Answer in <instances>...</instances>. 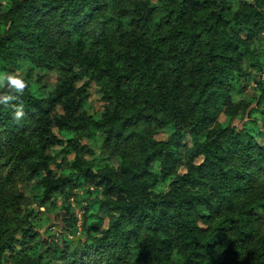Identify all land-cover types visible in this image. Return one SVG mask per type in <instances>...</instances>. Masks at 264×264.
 Segmentation results:
<instances>
[{"label": "trees", "instance_id": "trees-1", "mask_svg": "<svg viewBox=\"0 0 264 264\" xmlns=\"http://www.w3.org/2000/svg\"><path fill=\"white\" fill-rule=\"evenodd\" d=\"M263 35L264 0H6L0 70L58 79L23 77L20 120L0 105V264H264ZM95 135L117 169L85 159Z\"/></svg>", "mask_w": 264, "mask_h": 264}, {"label": "rangeland", "instance_id": "rangeland-1", "mask_svg": "<svg viewBox=\"0 0 264 264\" xmlns=\"http://www.w3.org/2000/svg\"><path fill=\"white\" fill-rule=\"evenodd\" d=\"M235 4V3H234ZM6 5V0H0V14L3 12ZM160 17V13L156 15V19ZM106 23V17H103L99 21V25L96 27H101ZM110 27V25H109ZM264 37V35H263ZM28 62L20 63L15 69H7V70H0V74H8V73H19L23 77L27 76V73L30 72L33 81V92L38 97L47 96L50 92H52L57 84L58 73L56 70H47L45 68H31ZM30 70V71H29ZM256 74V75H255ZM264 79V72H253L251 77L250 86L246 92V96L251 98L255 96V88H256V80ZM80 85H85L86 87V96L84 99V111L88 114L95 116L97 119H100L103 111L105 110L106 103L103 99L102 87L99 83L90 80L89 78H85L81 81ZM220 122H222L227 127H238L241 124L240 118L236 117H228L225 114L220 116ZM172 132L171 127L164 128L161 130L156 138L158 140L166 139ZM83 144L88 145L91 149V154H85V159L88 160L93 164L96 169H101L105 167H111L117 169L120 166L121 159L117 155L116 152L112 151L102 141L101 135H95L91 138H83ZM56 152L60 153L61 158H67L71 161L72 157L67 156L61 148L58 146L55 148ZM26 187V186H24ZM28 194H36L37 190L34 186V182L27 187ZM63 198H60V202H62ZM31 207H35V204L30 205ZM73 206L76 208L77 216H80L82 212V208H79L73 199ZM44 211L45 209H41ZM50 216L51 226L52 228V236L56 237L58 234L61 233L59 224L61 222L57 219V215L49 214L44 217V219H48Z\"/></svg>", "mask_w": 264, "mask_h": 264}, {"label": "clouds", "instance_id": "clouds-1", "mask_svg": "<svg viewBox=\"0 0 264 264\" xmlns=\"http://www.w3.org/2000/svg\"><path fill=\"white\" fill-rule=\"evenodd\" d=\"M5 87L8 92L0 94V105L14 109V119L20 120L25 115L24 104L20 97L28 85L19 73L0 74V89Z\"/></svg>", "mask_w": 264, "mask_h": 264}]
</instances>
